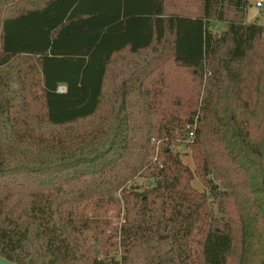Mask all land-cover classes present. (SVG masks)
I'll return each mask as SVG.
<instances>
[{"label": "trees", "instance_id": "16d2710c", "mask_svg": "<svg viewBox=\"0 0 264 264\" xmlns=\"http://www.w3.org/2000/svg\"><path fill=\"white\" fill-rule=\"evenodd\" d=\"M247 5L0 0L1 256L264 264V25Z\"/></svg>", "mask_w": 264, "mask_h": 264}, {"label": "rangeland", "instance_id": "374dc122", "mask_svg": "<svg viewBox=\"0 0 264 264\" xmlns=\"http://www.w3.org/2000/svg\"><path fill=\"white\" fill-rule=\"evenodd\" d=\"M257 1H260L262 3L260 7L256 6ZM246 18L251 22H256L258 24L264 25V0H248ZM211 29L214 35L217 36L223 30V25L214 22L211 25ZM122 56H126V54H122L121 57ZM174 150L179 153V157L183 161V163L187 164L193 170L194 164L190 155L189 148L181 144L179 146H175ZM134 181L139 185H145L146 183L149 184V182H147L144 178L141 177H136ZM191 185L200 192L208 193V189L203 186L201 179L196 174L194 175L191 181Z\"/></svg>", "mask_w": 264, "mask_h": 264}, {"label": "water", "instance_id": "95a60500", "mask_svg": "<svg viewBox=\"0 0 264 264\" xmlns=\"http://www.w3.org/2000/svg\"><path fill=\"white\" fill-rule=\"evenodd\" d=\"M0 264H18V263L0 255Z\"/></svg>", "mask_w": 264, "mask_h": 264}, {"label": "built area", "instance_id": "2783aa9c", "mask_svg": "<svg viewBox=\"0 0 264 264\" xmlns=\"http://www.w3.org/2000/svg\"><path fill=\"white\" fill-rule=\"evenodd\" d=\"M262 5V3L260 1L256 2V6L260 7ZM59 91H65V86H60L58 88Z\"/></svg>", "mask_w": 264, "mask_h": 264}, {"label": "crops", "instance_id": "0c3cea01", "mask_svg": "<svg viewBox=\"0 0 264 264\" xmlns=\"http://www.w3.org/2000/svg\"><path fill=\"white\" fill-rule=\"evenodd\" d=\"M247 1H248V0H247ZM246 12H247V8H246ZM246 21H247V22H251L250 20H247V18H246Z\"/></svg>", "mask_w": 264, "mask_h": 264}]
</instances>
